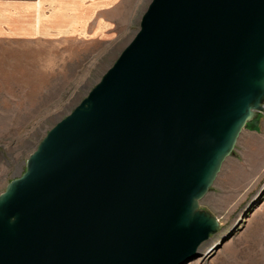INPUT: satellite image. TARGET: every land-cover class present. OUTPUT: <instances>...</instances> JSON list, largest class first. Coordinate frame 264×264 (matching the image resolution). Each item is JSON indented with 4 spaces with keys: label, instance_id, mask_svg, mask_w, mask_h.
Returning a JSON list of instances; mask_svg holds the SVG:
<instances>
[{
    "label": "water",
    "instance_id": "95a60500",
    "mask_svg": "<svg viewBox=\"0 0 264 264\" xmlns=\"http://www.w3.org/2000/svg\"><path fill=\"white\" fill-rule=\"evenodd\" d=\"M261 113L264 0H150L0 194V264H188L223 231L201 201Z\"/></svg>",
    "mask_w": 264,
    "mask_h": 264
},
{
    "label": "rangeland",
    "instance_id": "374dc122",
    "mask_svg": "<svg viewBox=\"0 0 264 264\" xmlns=\"http://www.w3.org/2000/svg\"><path fill=\"white\" fill-rule=\"evenodd\" d=\"M58 1L65 12L26 9L8 22L16 33L0 35V194L113 66L150 2ZM201 209L223 231L210 255L211 240L188 264H264V113L243 130Z\"/></svg>",
    "mask_w": 264,
    "mask_h": 264
},
{
    "label": "crops",
    "instance_id": "0c3cea01",
    "mask_svg": "<svg viewBox=\"0 0 264 264\" xmlns=\"http://www.w3.org/2000/svg\"><path fill=\"white\" fill-rule=\"evenodd\" d=\"M79 1L80 0L76 2ZM59 3L60 7H58ZM80 3L82 2L80 1ZM61 5L62 3L58 0H0V35L16 33L15 29L8 26V22L14 15L17 17L26 9H32L35 12H40V14L47 8H51L49 13L52 11L54 12L59 8H62L64 11L63 6Z\"/></svg>",
    "mask_w": 264,
    "mask_h": 264
},
{
    "label": "bare ground",
    "instance_id": "6f19581e",
    "mask_svg": "<svg viewBox=\"0 0 264 264\" xmlns=\"http://www.w3.org/2000/svg\"><path fill=\"white\" fill-rule=\"evenodd\" d=\"M219 243V240H216L215 242H213L212 240L209 242V247H208V249H207V251H206V253L209 251V250H211L213 247H216V244H218ZM206 255V254H205ZM209 254H207L206 256H208Z\"/></svg>",
    "mask_w": 264,
    "mask_h": 264
}]
</instances>
